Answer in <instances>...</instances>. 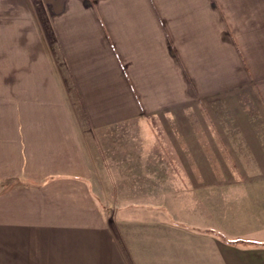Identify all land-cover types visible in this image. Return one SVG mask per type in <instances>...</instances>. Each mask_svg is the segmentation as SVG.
Masks as SVG:
<instances>
[{"label":"crops","instance_id":"crops-1","mask_svg":"<svg viewBox=\"0 0 264 264\" xmlns=\"http://www.w3.org/2000/svg\"><path fill=\"white\" fill-rule=\"evenodd\" d=\"M148 118L186 186L113 209L87 138ZM0 264H264V0H0Z\"/></svg>","mask_w":264,"mask_h":264},{"label":"rangeland","instance_id":"rangeland-1","mask_svg":"<svg viewBox=\"0 0 264 264\" xmlns=\"http://www.w3.org/2000/svg\"><path fill=\"white\" fill-rule=\"evenodd\" d=\"M157 125L149 118L125 121L87 138L94 187L107 206L114 209L124 202L159 201L162 193L185 188L180 179L187 166L168 165V160L181 156L182 151L168 153L167 134L157 133ZM187 184L191 186L187 188L198 186V182Z\"/></svg>","mask_w":264,"mask_h":264},{"label":"trees","instance_id":"trees-1","mask_svg":"<svg viewBox=\"0 0 264 264\" xmlns=\"http://www.w3.org/2000/svg\"><path fill=\"white\" fill-rule=\"evenodd\" d=\"M230 243H242V244H260L256 241H252V240H248V239H242V238H238V239H234V240H227Z\"/></svg>","mask_w":264,"mask_h":264}]
</instances>
